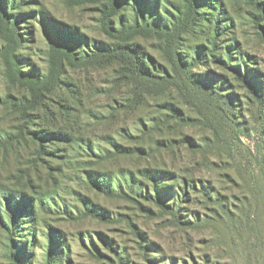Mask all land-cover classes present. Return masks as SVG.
<instances>
[{
  "label": "trees",
  "instance_id": "trees-1",
  "mask_svg": "<svg viewBox=\"0 0 264 264\" xmlns=\"http://www.w3.org/2000/svg\"><path fill=\"white\" fill-rule=\"evenodd\" d=\"M5 1L0 0L6 31L0 58L9 89L0 95V106L11 122L0 126V151L20 145L35 158L21 186L0 184V222L11 241L9 263L23 264L16 237L28 223L33 247L41 213L62 214L74 223L112 220L108 210L82 193L77 192L80 205L60 197L66 183L59 178L83 175L92 190L149 216L168 217L185 231L212 229L221 248L233 256L231 262L220 257L195 264H264V70L233 37L223 6L218 3L216 15L208 18L207 0H180L171 8L162 0H72L96 7L103 38L50 29L45 66H40L17 52L30 38L20 31L17 14L7 22L9 10L18 8L16 0ZM252 2L262 25L264 1ZM22 15L33 18L35 11ZM80 69L111 71L110 85L92 84L90 77L82 83L71 75ZM96 97L105 101L96 104ZM253 133L258 136L255 147L241 164L248 168L244 179L251 178V188L234 192L238 176L225 166L237 159H231L229 149L234 138L250 140ZM180 146L215 155L214 170L233 183L230 192L210 177L150 162L158 152ZM207 154L204 162L210 159ZM137 158L147 165L122 163ZM41 159L48 175L37 183L34 170ZM46 226L43 264H73L69 234L49 222ZM133 230L139 262L104 234L105 250L93 238L90 246L83 244L102 264H163L164 247Z\"/></svg>",
  "mask_w": 264,
  "mask_h": 264
},
{
  "label": "rangeland",
  "instance_id": "rangeland-1",
  "mask_svg": "<svg viewBox=\"0 0 264 264\" xmlns=\"http://www.w3.org/2000/svg\"><path fill=\"white\" fill-rule=\"evenodd\" d=\"M11 1L6 0L5 2L10 4ZM17 1L19 0L14 1V8L18 9L9 10L11 14L7 16V22L9 20L14 21L17 14L20 17L18 18L20 31L25 33L27 38H30L26 47L19 49L17 52L22 56H31L33 61L40 66H45L48 48L46 32L50 29L55 31L57 28L62 32H71L76 29L80 33L86 34L89 38H103L99 22L100 13L94 5L76 4L72 0H25L21 3ZM162 2L163 5L171 8V4H179L180 0H162ZM218 3L223 6V12L227 11L224 15L227 16L228 22L232 24L230 28L233 37L238 39L243 50L255 55V60L259 62V67L264 70V28H261V26H264V19L261 21L262 25H259L256 18L258 11L255 4H253L252 0H207L204 13L208 18H213L216 15ZM28 9L35 11V17L22 15L27 13ZM4 25L5 23L0 22V47L6 43ZM223 38L228 40L229 37L225 36ZM27 64L25 63V66ZM3 70L4 67L0 58L1 96L9 89ZM71 75L82 83L87 82L88 77H90L92 84L95 83L105 87L110 85L111 71L96 69L85 71L80 69L72 71ZM103 101H105V97L94 98V102H97L96 104ZM10 122L11 118L7 111L0 106V126H6ZM128 122V124H131V119H128ZM99 130H97L98 133ZM193 130H196L197 133L202 132L199 128L187 129L188 132ZM257 139L258 136L255 133L252 134L250 140L246 138H243L242 141L237 138L233 139L229 153L231 159L234 160L236 158L237 161L234 164H227L225 171H231L238 176L239 181L234 192H240L241 190L246 192L251 188V178L248 180L244 179L247 176L248 168L245 165L241 166V164L245 163L243 160L255 147ZM31 152V149L20 145L0 151V184L19 187L29 179L27 174L31 170L32 160L35 159L33 155H30ZM204 154L194 153L189 148L180 146L173 151L163 150L158 152L154 157L150 158V162L181 172L188 171L196 177H210L217 186L222 188L223 192L229 193L230 188L234 187V185H231L232 182L230 183L226 180L220 171L214 170L215 165L212 161L216 160L215 155L209 152L210 159L208 162H204ZM36 163L38 165V171L34 170L36 181L37 183L45 182L48 168L42 159ZM122 163L130 168L147 165L145 159L138 160V158L123 160ZM81 178H84L83 175H80V177L77 175L74 180L62 178L60 181L59 178V182L62 184L66 183V185L64 184L66 187L65 191H59L60 197L71 204H79L77 203V192L82 193L108 210L113 221H100L89 218L74 223L68 221L70 219L64 220L61 218L62 214H55L50 217L41 213L40 221L35 225L36 242L33 247L32 236L30 237L32 230L27 229L28 223L21 227L20 236L16 237L19 240L18 249L23 258V264L44 263L48 252L47 222L69 234L67 241L72 247L71 259L73 264H102L90 256L83 244L86 242L90 246L89 240L93 238L98 247L105 250L100 234L111 238L119 246H125L129 250L132 260L139 262L141 258L139 257L135 241L136 236L133 230L135 227L143 231L148 238L164 247L165 252L162 254L163 264H171L172 262L183 264L184 261H187L188 264H195L205 259L211 260L220 257H222L220 259L222 262L233 261L230 251L223 250L221 248L222 244L216 241L212 229L185 231L171 224L168 217L164 219L149 216L125 201L111 199L99 194L97 191L92 190L85 180H81ZM191 195L193 194L191 193ZM62 199L58 198L59 204H62ZM60 206L63 207V205ZM188 206L194 209L199 208L193 203H189ZM10 243L9 234L0 222V264H10L8 259Z\"/></svg>",
  "mask_w": 264,
  "mask_h": 264
}]
</instances>
